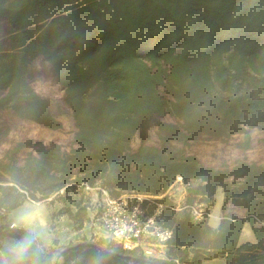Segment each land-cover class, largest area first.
Here are the masks:
<instances>
[{"label": "trees", "instance_id": "16d2710c", "mask_svg": "<svg viewBox=\"0 0 264 264\" xmlns=\"http://www.w3.org/2000/svg\"><path fill=\"white\" fill-rule=\"evenodd\" d=\"M1 20L8 22V32L0 38V114L11 109L62 127L49 99L31 84L33 62L42 57L73 110L76 146L67 152L40 142L39 157L10 165L12 179L0 177V247L23 234L2 222L6 211L27 199L18 185L40 191L42 199L72 180L101 181L119 189L113 195L160 194L182 174L200 181L190 187L189 201L193 193L211 197L222 187L223 207L230 199L244 201L249 216H223L215 228L166 210L164 222L174 229L171 258L204 264L224 256L226 264H264V225L258 224V218L264 221V166L244 158L217 167L185 149L201 130L233 133L250 114H264V0H0ZM166 113L178 120L160 124V145L142 142L134 148L136 132L144 133L154 114ZM250 140L246 135L245 147ZM40 175L47 180L30 181ZM230 177L242 178L243 190L233 191ZM76 205L70 215H89V205ZM246 222L256 242L241 241ZM103 250L112 253L108 264H176L113 240L86 241L58 254L46 248L43 260L91 264Z\"/></svg>", "mask_w": 264, "mask_h": 264}, {"label": "rangeland", "instance_id": "374dc122", "mask_svg": "<svg viewBox=\"0 0 264 264\" xmlns=\"http://www.w3.org/2000/svg\"><path fill=\"white\" fill-rule=\"evenodd\" d=\"M7 32L8 22L1 20L0 38H5ZM33 67L34 75L31 78V84L38 93L49 99L53 114L62 121L63 125L60 128H52L36 120L21 117L14 110H3L0 114V177L8 180L12 179V175L9 172L10 165L22 166L31 154L34 157H39L38 143L43 142L47 146L60 147L62 151L67 152L76 146V125L73 110L65 101V90L59 83L52 65L44 58L38 57L34 60ZM160 89L166 98L172 99V94L164 87L161 86ZM177 118L172 113L154 114L147 130L144 133L142 130L136 132L132 139V146L137 148L142 142L160 145V124L164 121L175 122L178 120ZM248 134L251 140L249 146L245 147L244 141ZM185 149L187 153L197 155L203 163L217 167H232L238 159L244 158L249 162L264 166V114H258V111L250 114L233 133L229 130H224L220 134L201 130L200 134L185 146ZM75 177L76 174L73 178ZM241 179L229 178L228 181L231 183L233 191L243 190V184L240 183ZM46 180L47 178L44 180L41 175L30 179L32 183L40 182V184ZM72 181L67 188L44 199H42L40 191L36 189L27 190L25 186L18 185L19 190L27 194V199L22 205L36 204L42 208L47 231L46 248L56 254L63 252L67 246L74 243H84L86 241L104 243V241L112 240L103 227L92 224L93 206L90 202L95 197L94 193L85 189L84 186H78V183L74 182V180ZM8 183L13 182L9 181ZM199 183V180L193 179L192 186ZM95 185L103 184L98 181ZM261 185L264 190V178L261 179ZM108 188L110 191L119 190L114 188V186H109ZM219 189L221 190L218 194V200L222 199L220 193L224 190L222 187ZM168 190L176 199H180L183 195L185 197L190 195V188H186L180 183H176L174 186L170 185ZM192 197L194 200L208 203L212 209L216 203L217 195L210 197L206 193H199V195L198 193H193ZM81 200L83 205H89V215L83 217L84 219H76L69 214L68 209L72 207L76 212L78 208L76 203ZM239 201L234 202V200L230 199L226 207L222 208L221 216L247 218L249 216L248 203ZM16 209L10 212L6 211L5 216L7 217L2 222L11 225ZM218 209L217 204L215 213ZM209 221L210 219L204 221L203 224H209ZM258 224L264 225V221L258 218ZM251 237L252 227L249 222H246L243 239L249 240ZM170 248L168 245L157 246L158 255L155 257L175 262L174 258H171V252L176 253V250H171ZM261 250L264 251V248H261ZM137 251L142 253L140 250ZM145 255L147 256V254ZM61 259L62 257L59 258V261ZM180 263H182L181 260ZM176 264L178 263L176 262Z\"/></svg>", "mask_w": 264, "mask_h": 264}, {"label": "built area", "instance_id": "2783aa9c", "mask_svg": "<svg viewBox=\"0 0 264 264\" xmlns=\"http://www.w3.org/2000/svg\"><path fill=\"white\" fill-rule=\"evenodd\" d=\"M176 183L190 188L193 179L178 174L171 185ZM78 186H84L95 195L90 202L93 206L92 224L103 227L108 236L125 249L140 250L147 256H157V246L168 245L174 236L173 227L164 222L166 210L185 213L196 223L204 222L212 215L208 203L189 201L184 195L176 199L168 189L160 194L129 191L113 195L105 185L83 182ZM174 260L180 263L179 258Z\"/></svg>", "mask_w": 264, "mask_h": 264}, {"label": "clouds", "instance_id": "9594fccd", "mask_svg": "<svg viewBox=\"0 0 264 264\" xmlns=\"http://www.w3.org/2000/svg\"><path fill=\"white\" fill-rule=\"evenodd\" d=\"M12 230L22 231L20 239L9 240L0 247V264H46L43 257L47 247V231L39 205H21L16 209ZM112 253L103 250L92 258L91 264H108Z\"/></svg>", "mask_w": 264, "mask_h": 264}, {"label": "crops", "instance_id": "0c3cea01", "mask_svg": "<svg viewBox=\"0 0 264 264\" xmlns=\"http://www.w3.org/2000/svg\"><path fill=\"white\" fill-rule=\"evenodd\" d=\"M220 190L221 189L217 190L218 192L216 191V193L214 194V195H217V197H216V203H215V205L212 208V215H211L210 221H209V225H211L212 227H215V228L218 227L219 224H220V222H221V219H222L221 213H222V208H223L224 199H225V192L223 190V192L220 193V196H222V199H219L218 200V194H219V191ZM198 195H199V193H198ZM189 196L190 195H188V197ZM217 204H218L219 209L215 213V206ZM245 226H246V224L244 225V228H243V231H242L241 241L242 242H245V241L256 242L257 241V237H256V235L254 233L253 228H252V237L249 240H244L243 239V234H244ZM203 263L204 264H226V257H224V256H218V257H214V258H210V259H205V260H203Z\"/></svg>", "mask_w": 264, "mask_h": 264}, {"label": "water", "instance_id": "95a60500", "mask_svg": "<svg viewBox=\"0 0 264 264\" xmlns=\"http://www.w3.org/2000/svg\"><path fill=\"white\" fill-rule=\"evenodd\" d=\"M80 243H74V244H72V245H70V246H76V245H79ZM127 255H129V256H132V254H127Z\"/></svg>", "mask_w": 264, "mask_h": 264}]
</instances>
